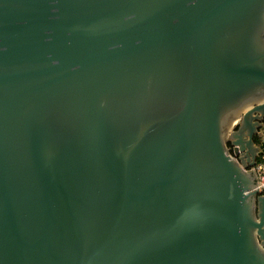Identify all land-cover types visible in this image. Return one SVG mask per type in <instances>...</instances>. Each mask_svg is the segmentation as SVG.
<instances>
[{"label":"water","instance_id":"water-1","mask_svg":"<svg viewBox=\"0 0 264 264\" xmlns=\"http://www.w3.org/2000/svg\"><path fill=\"white\" fill-rule=\"evenodd\" d=\"M263 122L264 0H0V264H264Z\"/></svg>","mask_w":264,"mask_h":264},{"label":"built area","instance_id":"built-area-1","mask_svg":"<svg viewBox=\"0 0 264 264\" xmlns=\"http://www.w3.org/2000/svg\"><path fill=\"white\" fill-rule=\"evenodd\" d=\"M238 117H239V119L233 125H237L239 123L240 118H241V114H239ZM259 133L260 132H258L257 134L259 135ZM259 137L264 138V134L260 135ZM227 148H228V151L232 154V156H234L235 158H237L239 156V154H240L239 150L237 148H235L233 145H231V144L228 145V143H227ZM258 156H260V158H257L256 161L254 162V164L250 165L248 167V169L252 171L255 181L257 183H259V184L253 186L254 189L257 188L256 194H263L264 195V153H260L257 155V157Z\"/></svg>","mask_w":264,"mask_h":264},{"label":"flooded vegetation","instance_id":"flooded-vegetation-1","mask_svg":"<svg viewBox=\"0 0 264 264\" xmlns=\"http://www.w3.org/2000/svg\"><path fill=\"white\" fill-rule=\"evenodd\" d=\"M263 124H264V122H263ZM259 136H260V135H258V134H255V135H254L255 142H257V143H259L260 140H261V138H260ZM228 145H230V144L228 143Z\"/></svg>","mask_w":264,"mask_h":264},{"label":"rangeland","instance_id":"rangeland-1","mask_svg":"<svg viewBox=\"0 0 264 264\" xmlns=\"http://www.w3.org/2000/svg\"><path fill=\"white\" fill-rule=\"evenodd\" d=\"M235 123V121L233 122V124ZM264 134V124L260 127V133L259 135H263ZM263 138V137H262ZM261 138V139H262Z\"/></svg>","mask_w":264,"mask_h":264},{"label":"bare ground","instance_id":"bare-ground-1","mask_svg":"<svg viewBox=\"0 0 264 264\" xmlns=\"http://www.w3.org/2000/svg\"><path fill=\"white\" fill-rule=\"evenodd\" d=\"M238 119H239V117H238V116H237V117H235V118L233 119V121L231 122V126L233 125V122L235 121V123H236Z\"/></svg>","mask_w":264,"mask_h":264},{"label":"trees","instance_id":"trees-1","mask_svg":"<svg viewBox=\"0 0 264 264\" xmlns=\"http://www.w3.org/2000/svg\"><path fill=\"white\" fill-rule=\"evenodd\" d=\"M261 153H264V151H263V152H261ZM257 158H260V156H258ZM257 158H256V159H257Z\"/></svg>","mask_w":264,"mask_h":264}]
</instances>
